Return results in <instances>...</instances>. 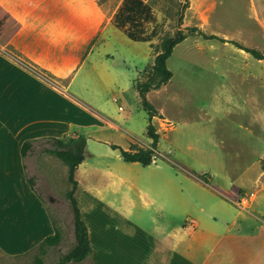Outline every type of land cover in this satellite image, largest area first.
Returning <instances> with one entry per match:
<instances>
[{"label":"crops","instance_id":"crops-1","mask_svg":"<svg viewBox=\"0 0 264 264\" xmlns=\"http://www.w3.org/2000/svg\"><path fill=\"white\" fill-rule=\"evenodd\" d=\"M118 6L98 0H0V7L20 24L8 44L0 46V264H33L41 243L55 231L61 234L66 218L75 239L69 206L55 195L60 164L46 152L51 148L39 157L34 150L40 142L51 145V139L78 136L85 137L86 143L91 139L117 145L110 138L121 130L119 107L124 112L125 106L115 107L114 114L106 103H115L117 95L123 98H118L121 103L131 101L136 94L133 81L145 68L147 53L150 56L148 43L146 53L112 24ZM82 72L84 80L78 87ZM161 88L146 94L151 104L154 92ZM83 90L91 93L92 100ZM157 112L152 122H168ZM167 126L172 129L170 123ZM122 131L130 137L120 146L127 150L133 134ZM29 141L32 145L23 157L22 146ZM88 171L125 181L107 166L86 167V157L77 166L75 197L91 249L82 261L66 264H264L262 251H201L197 263L193 230L162 227L160 211L159 220L152 219L146 245L145 231L133 219L128 191L117 200L119 185L88 186L81 180ZM126 188L136 189L146 203L155 202L148 187ZM81 191L89 193V202L81 199ZM59 207L67 212L62 215ZM184 241L186 251H177ZM53 248L59 247L44 248L42 264H56L67 252Z\"/></svg>","mask_w":264,"mask_h":264},{"label":"rangeland","instance_id":"rangeland-1","mask_svg":"<svg viewBox=\"0 0 264 264\" xmlns=\"http://www.w3.org/2000/svg\"><path fill=\"white\" fill-rule=\"evenodd\" d=\"M98 1L109 2L115 8L122 0ZM144 2L150 5L157 21L158 37L153 43L158 44L165 35H174L179 27L187 34L167 60L173 77L152 98V104L172 129H168L166 121L152 122L160 138L155 160L148 166L125 162L110 146L88 140L86 167L107 166L125 181L90 175L89 171L81 175V180L88 186L119 185L114 194L117 200L128 191L133 202L132 216L145 231L141 233L146 235V245L150 242L147 235L153 228L152 219L159 220L160 211L162 227L193 230L192 251H197V263L203 256L201 251L264 253V61L236 46L256 49L264 55V0ZM182 4L186 8L179 20ZM188 29L194 30L190 34ZM203 34L215 35L225 42L205 39ZM125 39L128 40L126 36ZM129 42L140 45L147 53V43ZM151 51L150 48V54ZM148 57L147 53L146 62ZM80 76L78 87L82 86L84 72ZM82 92L92 100L88 97L91 93ZM115 98V103H106L107 107L115 114V107L123 104L125 111L120 112L121 130L110 139L124 146L130 137L122 129H127L133 134V143L149 147L148 114L137 105V94H132L127 104L121 103L122 97ZM47 143H38L36 157L52 148ZM55 161L60 164L55 195L69 206L65 197L71 188L67 168ZM129 185L148 187L155 202H144L136 189L127 190ZM81 192V199L89 202V193ZM41 193L47 199L46 193ZM59 209L62 215L67 212ZM70 212L69 207L68 215ZM105 224L104 220L102 226ZM60 231L56 245L59 248L51 251H68L75 244L67 218ZM186 246L184 241L177 251H186Z\"/></svg>","mask_w":264,"mask_h":264},{"label":"trees","instance_id":"trees-1","mask_svg":"<svg viewBox=\"0 0 264 264\" xmlns=\"http://www.w3.org/2000/svg\"><path fill=\"white\" fill-rule=\"evenodd\" d=\"M186 4H182L179 11V20L182 18L183 10ZM112 24L121 31L129 40L133 42L148 43L151 48V54L145 68L139 72L133 81V90L138 96V104L147 114L149 123L146 128V136L151 140L149 147H141L136 143H130L127 150L118 145H110L113 150L119 152L123 161L128 163H139L142 166H148L155 160V151L160 138L156 131L152 119L158 116L156 108L147 100L146 94L151 90H156L167 84L173 77L172 72L167 67V60L171 56L176 45L181 43L187 36L184 29L180 27L174 35H165L158 44L153 43L158 37V28L156 17L149 4L144 0H122L116 9ZM20 24L12 19L0 7V46L8 44L12 36L19 30ZM189 33L194 29H188ZM190 33V34H191ZM205 39H217L225 42L215 35L207 36ZM257 60L264 61V55L256 49H249L236 45ZM31 142L23 144L21 153L24 157L31 147ZM52 148L46 150L47 153L54 155L68 169L67 180L71 188L66 192L70 210L72 212V223L75 236V244L63 255L60 256L56 264H66L68 262H80L90 253V243L88 231L85 222L79 211L78 203L75 197L78 183L74 178L75 170L79 164L85 160L86 138L78 136L74 138H54L51 139ZM60 242L58 231L41 243L38 252L34 257L33 264H42V256L46 246H54Z\"/></svg>","mask_w":264,"mask_h":264},{"label":"built area","instance_id":"built-area-1","mask_svg":"<svg viewBox=\"0 0 264 264\" xmlns=\"http://www.w3.org/2000/svg\"><path fill=\"white\" fill-rule=\"evenodd\" d=\"M119 110H120V111H122V110H123V108H122V107H119Z\"/></svg>","mask_w":264,"mask_h":264},{"label":"bare ground","instance_id":"bare-ground-1","mask_svg":"<svg viewBox=\"0 0 264 264\" xmlns=\"http://www.w3.org/2000/svg\"><path fill=\"white\" fill-rule=\"evenodd\" d=\"M123 43V42H122Z\"/></svg>","mask_w":264,"mask_h":264}]
</instances>
